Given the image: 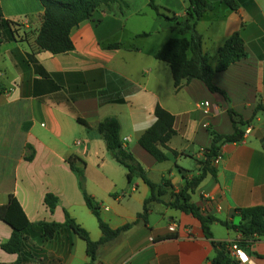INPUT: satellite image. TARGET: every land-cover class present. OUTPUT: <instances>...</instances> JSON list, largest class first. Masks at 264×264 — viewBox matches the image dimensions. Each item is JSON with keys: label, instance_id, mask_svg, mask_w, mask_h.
<instances>
[{"label": "crops", "instance_id": "1", "mask_svg": "<svg viewBox=\"0 0 264 264\" xmlns=\"http://www.w3.org/2000/svg\"><path fill=\"white\" fill-rule=\"evenodd\" d=\"M125 1L126 6L114 2L95 10L72 29L74 48L52 54L35 44L44 13L40 1L0 0L7 21L0 44V205L12 198L28 221L23 264L88 262L86 243L71 228L50 232L44 224L63 223L64 211L91 240L102 235L77 173L66 161L69 155L84 161L85 189L100 204L101 219L111 228L131 223L97 246L92 264H210L214 248L200 220L165 203L186 178L199 175L210 132H234L229 108L245 121L239 125L243 137L219 144L216 174L202 177L191 200L215 219L209 228L212 239L221 242L242 235L220 220L237 221L232 212L238 207L264 206V109L256 110L258 104L264 106V0H206L214 6L197 22L202 49L213 67L230 36L237 33L241 40L244 57L212 76L227 98L198 79L174 87L169 64L155 53L180 34L156 14L150 17V30L141 28L137 18L149 0ZM153 1L177 20L185 18L189 0ZM142 32L148 35L138 36ZM202 101L209 105L200 106ZM157 105L174 116L176 131L162 148L167 156L163 161L138 144L137 129L155 119ZM108 116L118 119L122 144L148 179L169 183L162 186L161 201L147 204L146 223L137 214L150 187L140 177L127 178L126 168L109 155L96 131ZM46 193L57 196L52 210L44 203ZM170 223L176 224L174 231H169ZM11 230L0 219V244ZM245 245L250 263L243 264H264V235ZM17 257L0 247V264H14Z\"/></svg>", "mask_w": 264, "mask_h": 264}, {"label": "trees", "instance_id": "2", "mask_svg": "<svg viewBox=\"0 0 264 264\" xmlns=\"http://www.w3.org/2000/svg\"><path fill=\"white\" fill-rule=\"evenodd\" d=\"M43 9V21L35 38L37 49L46 50L52 54L71 51L74 46L70 39V33L73 28L83 21L90 18L92 13L110 3L119 2L126 6L125 0H39ZM148 5L154 10L155 14L172 22V30H176L180 36L168 39L155 53L157 59L167 62L173 77L174 87L179 88L192 79L201 80L209 90L217 91L226 97L225 93L212 83L214 72L224 70L231 63L244 57L245 52L237 33L230 36L224 44L218 49V64L213 67L209 62V56L202 49L201 35L196 29L198 20L203 13L213 8L214 5L206 0H189L185 10V18L177 20L173 14L168 13V9L158 6L153 0H149ZM7 27V21L2 15L0 8V44L5 38L2 29ZM148 33L142 32L138 36H146ZM113 46V45H110ZM264 109V106L258 104L256 110ZM232 121L234 132L232 134H218L211 131V145L204 150L205 159L200 163L201 169L197 176L186 178L184 185L172 193V198L165 204L191 213L201 222L202 229L207 238H210L214 248V256L210 264H239L233 259L229 252L230 242L215 241L212 239V233L209 224L215 220L209 215L199 211V208L192 202L190 193L199 183L205 174L210 173L215 176L216 170L212 164V158L219 153V144L223 142H238L243 137V131L239 125L245 123L236 117L232 109H228ZM155 123L138 138V144L148 152L156 161H163L167 158L162 148H166L167 141L176 133L173 123L174 116L157 105L154 109ZM78 121L84 122L80 118ZM96 131L102 136L105 147L109 155L127 170V178L140 177L150 187L151 194L144 201L142 211L137 214L138 218L147 222L149 209L147 204L152 201H161L160 196L165 192L162 186L169 185L167 180L160 183H154L148 179L146 171L136 157L128 151L120 139V123L114 116H108L100 120L96 125ZM176 154L175 151H172ZM66 161L72 170H75L78 177V185L82 191L84 200L88 208L96 217L101 237L97 241L90 239L85 228L79 225L67 211H64L65 221L63 223H44L50 232L59 229L62 226L71 228L86 243V253L88 262L92 264L96 258V248L99 244L105 243L115 238L120 232L130 227L131 223L118 228L109 227L100 217V204L90 196L85 189L84 161L76 155H69ZM57 202V196L52 193H46L44 203L50 210L54 208ZM238 220H220V223L228 229L239 232L241 239H237L238 244L247 250L245 245L251 241L254 236L264 235V206L238 207L232 212ZM0 219L6 221L12 227L10 237L0 244V247L8 252L18 255L14 264H23L21 254L25 230L28 221L10 198L8 203L0 205Z\"/></svg>", "mask_w": 264, "mask_h": 264}, {"label": "built area", "instance_id": "3", "mask_svg": "<svg viewBox=\"0 0 264 264\" xmlns=\"http://www.w3.org/2000/svg\"><path fill=\"white\" fill-rule=\"evenodd\" d=\"M199 105L207 107L209 105V103H208V101H202L201 103H199ZM220 157H221L220 153H218L215 157H213L212 158V164H216L219 161ZM175 228H176L175 223H170L168 225L169 231H174ZM229 252H230L231 257L233 259L237 260L239 262V264L250 263V260H249L248 256L246 255L244 249L238 244V242L236 240H233L230 242Z\"/></svg>", "mask_w": 264, "mask_h": 264}, {"label": "rangeland", "instance_id": "4", "mask_svg": "<svg viewBox=\"0 0 264 264\" xmlns=\"http://www.w3.org/2000/svg\"><path fill=\"white\" fill-rule=\"evenodd\" d=\"M157 1H159V0H157ZM153 16H155L154 10L151 7H149V6L145 7L143 9V12L140 13V15L137 18L141 22V23H138L139 26L141 28H144L145 30H150V28L152 26V23L150 21V17H153ZM129 20H128V22H129ZM177 33L175 35H178Z\"/></svg>", "mask_w": 264, "mask_h": 264}, {"label": "clouds", "instance_id": "5", "mask_svg": "<svg viewBox=\"0 0 264 264\" xmlns=\"http://www.w3.org/2000/svg\"><path fill=\"white\" fill-rule=\"evenodd\" d=\"M155 123V119H153L150 123L143 124L137 131L142 135L145 131L149 130L152 125Z\"/></svg>", "mask_w": 264, "mask_h": 264}]
</instances>
